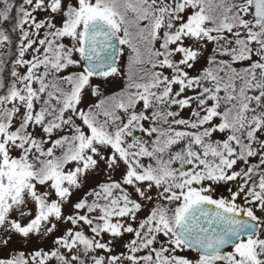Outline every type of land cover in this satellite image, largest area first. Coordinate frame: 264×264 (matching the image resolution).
Instances as JSON below:
<instances>
[{
	"label": "snow or ice",
	"instance_id": "obj_1",
	"mask_svg": "<svg viewBox=\"0 0 264 264\" xmlns=\"http://www.w3.org/2000/svg\"><path fill=\"white\" fill-rule=\"evenodd\" d=\"M0 264H264V0H0Z\"/></svg>",
	"mask_w": 264,
	"mask_h": 264
},
{
	"label": "rangeland",
	"instance_id": "obj_2",
	"mask_svg": "<svg viewBox=\"0 0 264 264\" xmlns=\"http://www.w3.org/2000/svg\"><path fill=\"white\" fill-rule=\"evenodd\" d=\"M221 191L226 193V189H221Z\"/></svg>",
	"mask_w": 264,
	"mask_h": 264
}]
</instances>
